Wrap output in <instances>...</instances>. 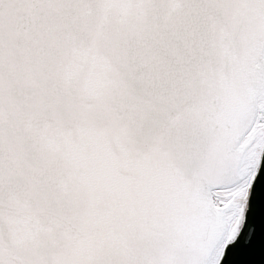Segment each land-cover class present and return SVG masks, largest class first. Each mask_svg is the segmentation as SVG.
<instances>
[{"label":"snow or ice","instance_id":"snow-or-ice-1","mask_svg":"<svg viewBox=\"0 0 264 264\" xmlns=\"http://www.w3.org/2000/svg\"><path fill=\"white\" fill-rule=\"evenodd\" d=\"M0 264H264V0H0Z\"/></svg>","mask_w":264,"mask_h":264}]
</instances>
